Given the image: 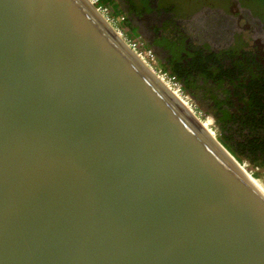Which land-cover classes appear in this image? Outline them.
<instances>
[{"label": "water", "instance_id": "95a60500", "mask_svg": "<svg viewBox=\"0 0 264 264\" xmlns=\"http://www.w3.org/2000/svg\"><path fill=\"white\" fill-rule=\"evenodd\" d=\"M148 70L87 0H0V264H264L255 178Z\"/></svg>", "mask_w": 264, "mask_h": 264}, {"label": "flooded vegetation", "instance_id": "af4514ba", "mask_svg": "<svg viewBox=\"0 0 264 264\" xmlns=\"http://www.w3.org/2000/svg\"><path fill=\"white\" fill-rule=\"evenodd\" d=\"M107 6L151 64L177 81L221 144H233L230 135L244 142L253 122L264 127V0H109Z\"/></svg>", "mask_w": 264, "mask_h": 264}, {"label": "trees", "instance_id": "16d2710c", "mask_svg": "<svg viewBox=\"0 0 264 264\" xmlns=\"http://www.w3.org/2000/svg\"><path fill=\"white\" fill-rule=\"evenodd\" d=\"M99 3L102 6H107L109 0H99ZM259 117L261 118L259 121H263L264 118L262 115H259ZM253 124L254 125L248 129L249 132L245 136L244 142L230 135L233 144L223 141L222 145H224L239 163L249 161L250 165L247 169L252 172L254 177H258L260 172L264 170V127L256 125V122H253Z\"/></svg>", "mask_w": 264, "mask_h": 264}, {"label": "built area", "instance_id": "2783aa9c", "mask_svg": "<svg viewBox=\"0 0 264 264\" xmlns=\"http://www.w3.org/2000/svg\"><path fill=\"white\" fill-rule=\"evenodd\" d=\"M91 6L95 8V10L109 23L117 35L125 42L128 48L139 58L146 67L170 90L174 91V93L178 96L179 99L185 100L187 99L186 94H184L183 90L180 88L178 83L169 75H167L164 71L154 67L151 62L148 60L147 56L140 49L138 44L129 39L125 32L120 28L119 21L116 18H113L108 6H102L99 3V0H87Z\"/></svg>", "mask_w": 264, "mask_h": 264}, {"label": "bare ground", "instance_id": "6f19581e", "mask_svg": "<svg viewBox=\"0 0 264 264\" xmlns=\"http://www.w3.org/2000/svg\"><path fill=\"white\" fill-rule=\"evenodd\" d=\"M138 60H140L139 58H138ZM140 62H142L141 60H140ZM142 65L144 66V67H146V65L145 64H143V62H142ZM149 71V70H148ZM150 72V71H149ZM165 86V85H164ZM167 86V85H166ZM165 86V87H166ZM168 87V86H167ZM166 87V88H167ZM168 89V88H167ZM169 90V89H168ZM169 92L172 94V95H174L176 98L178 97L175 93H174V91H172L171 89L169 90ZM182 103H183V105L187 108V107H189L187 104H186V102L184 101V100H182L181 101ZM187 105V106H186ZM205 126H207V129H208V124H207V122H205ZM210 132V131H209ZM212 134V133H211ZM251 182L264 194V186L260 183V181L259 180H251Z\"/></svg>", "mask_w": 264, "mask_h": 264}, {"label": "rangeland", "instance_id": "374dc122", "mask_svg": "<svg viewBox=\"0 0 264 264\" xmlns=\"http://www.w3.org/2000/svg\"><path fill=\"white\" fill-rule=\"evenodd\" d=\"M185 102H186V104L190 107V109H191V111L193 112V114L197 117V118H199L203 123H204V121L194 112V110H193V107L191 106V104H190V102L188 101V99H185L184 100ZM213 132V131H212ZM214 133V135H215V137L217 138V136H216V133L215 132H213ZM245 167V166H244ZM246 168V167H245ZM246 170L250 173V174H252L251 173V171L250 170H248L247 168H246ZM252 177H254L253 176V174H252ZM256 180H259L260 181V183L264 186V170L263 171H261L260 172V175L258 176V177H254Z\"/></svg>", "mask_w": 264, "mask_h": 264}]
</instances>
